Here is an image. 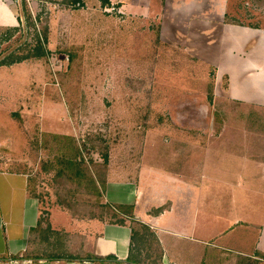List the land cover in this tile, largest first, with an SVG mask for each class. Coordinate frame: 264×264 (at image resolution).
<instances>
[{
  "label": "rangeland",
  "instance_id": "obj_1",
  "mask_svg": "<svg viewBox=\"0 0 264 264\" xmlns=\"http://www.w3.org/2000/svg\"><path fill=\"white\" fill-rule=\"evenodd\" d=\"M214 1L0 0L10 18L0 26L1 165L28 176L45 228L50 214L61 227L53 177L68 139L87 163L106 156V174L139 166L159 184L196 168L201 208L207 203L220 226L264 217V105L229 94L215 64L221 23ZM228 4L225 23L264 29V0ZM44 33L48 54L37 58L35 34ZM239 89L243 97L254 92L248 84ZM118 184L107 188L109 199ZM65 212L74 224L116 222L99 212ZM50 235L47 242H55L57 233ZM228 256L230 264L244 263Z\"/></svg>",
  "mask_w": 264,
  "mask_h": 264
},
{
  "label": "crops",
  "instance_id": "obj_2",
  "mask_svg": "<svg viewBox=\"0 0 264 264\" xmlns=\"http://www.w3.org/2000/svg\"><path fill=\"white\" fill-rule=\"evenodd\" d=\"M214 2L215 18L221 23L215 25L219 28L215 30V64L228 78L229 94L240 102L264 105V29L225 23L228 0ZM8 21L0 4V26ZM245 84L257 89L249 98L239 89ZM0 160V264H230L231 253L241 257L243 264H264V217L218 225L207 203L201 208L202 176L196 168L190 176L181 174L178 181L167 178L159 184L141 176L139 166H132L129 174L120 167L113 174L107 172L105 202L123 223L94 219L74 224L62 208L57 212L61 227L56 228L49 215L50 231L58 236L51 243L41 233L33 235L47 228L41 224L39 203L29 193L28 176L3 169L1 164L7 161ZM142 168L152 167L145 163ZM112 182L120 183L122 189L109 199L106 190ZM124 193L126 198L120 195ZM44 251L58 255H43ZM92 257H113L117 262H91Z\"/></svg>",
  "mask_w": 264,
  "mask_h": 264
},
{
  "label": "trees",
  "instance_id": "obj_3",
  "mask_svg": "<svg viewBox=\"0 0 264 264\" xmlns=\"http://www.w3.org/2000/svg\"><path fill=\"white\" fill-rule=\"evenodd\" d=\"M46 40L45 33L43 36L35 34L36 47L34 48L33 56L43 58L48 54L44 48ZM68 141L70 143L65 145V150L61 153L60 159L56 161L59 169L53 177V182L58 189L56 196L59 206L73 217L90 215L88 216L89 218H96L93 213L99 212L98 218L103 219V215H106L116 220L115 223L122 224L121 218L116 215L114 209L103 204L106 183V156H104V163L102 164L93 161L87 163L82 147L72 139H68ZM80 207L85 208L86 211L82 212ZM114 208L120 210L119 207ZM161 210L157 211L156 214L161 212ZM37 231L38 234L41 233L44 237H49L52 233L49 229L43 231L38 229ZM90 260L91 262H117L113 257H107L102 260L92 257Z\"/></svg>",
  "mask_w": 264,
  "mask_h": 264
}]
</instances>
